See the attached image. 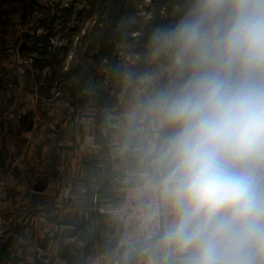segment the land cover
Returning a JSON list of instances; mask_svg holds the SVG:
<instances>
[{"label":"crops","instance_id":"obj_1","mask_svg":"<svg viewBox=\"0 0 264 264\" xmlns=\"http://www.w3.org/2000/svg\"><path fill=\"white\" fill-rule=\"evenodd\" d=\"M18 4L0 0V212L6 229L0 264H84L90 251H111L119 232L114 220L93 209L92 191L116 197L119 185L141 176L160 144L154 130L162 139L167 131L146 101L178 80L177 69L167 64L170 53L153 56L151 45L140 48L150 54L128 72L104 57L105 77L113 79L103 86L96 78L79 104L85 81L71 74L74 62L60 58L63 47L49 45V36L35 33L47 22L19 19ZM30 54L32 63L25 61ZM158 238L151 245L165 264Z\"/></svg>","mask_w":264,"mask_h":264},{"label":"clouds","instance_id":"obj_2","mask_svg":"<svg viewBox=\"0 0 264 264\" xmlns=\"http://www.w3.org/2000/svg\"><path fill=\"white\" fill-rule=\"evenodd\" d=\"M151 47L178 76L146 101L167 130L156 248L165 264H264V0H190Z\"/></svg>","mask_w":264,"mask_h":264},{"label":"rangeland","instance_id":"obj_3","mask_svg":"<svg viewBox=\"0 0 264 264\" xmlns=\"http://www.w3.org/2000/svg\"><path fill=\"white\" fill-rule=\"evenodd\" d=\"M15 2L20 4L18 15L24 23L57 22L59 39L64 38L65 34H68L69 39L66 54L60 58L65 60L71 52L73 54L71 61L74 64L80 63L86 69L90 67L91 72L95 73V80L98 79L100 81L98 83L103 86L106 84L104 80L108 83L113 79L110 75L105 77L104 69L107 62L103 59L104 57L109 60L116 59L117 51L121 47L126 48L125 45L129 44L132 34L130 29L136 27L135 30L141 32L139 35L141 39L151 38L156 29L162 28L163 22L164 24L168 22L170 27L173 26L190 6V0H127L125 16L113 25L112 29H108V23H105L110 21V18L107 21L108 0H97L94 6H91L89 0H15ZM65 22H70L67 27ZM60 24L63 28L59 26ZM119 31L124 32V36L116 37L113 32ZM168 61L170 67L174 66L172 60ZM109 65L112 63L109 62ZM85 80L86 78H82V81Z\"/></svg>","mask_w":264,"mask_h":264},{"label":"built area","instance_id":"obj_4","mask_svg":"<svg viewBox=\"0 0 264 264\" xmlns=\"http://www.w3.org/2000/svg\"><path fill=\"white\" fill-rule=\"evenodd\" d=\"M4 18H0V35ZM36 24V22H33ZM39 23V22H38ZM56 23L47 22L39 26L35 33L37 35L49 36V45L54 47H65L68 44V34L64 38L58 39L54 28ZM60 26V25H59ZM163 28V27H162ZM67 31V30H66ZM130 42L117 51L116 63L118 67L125 71H130L143 61L144 56H149V50L143 52L140 48L148 47L139 37V30L130 31ZM56 34V35H55ZM116 40V39H115ZM136 40V41H134ZM141 40V41H140ZM151 47V46H149ZM150 49V48H149ZM65 52L60 54L64 57ZM163 56H167L166 54ZM69 59L73 57L70 52ZM26 62L32 63L34 55L30 54ZM145 91V89H142ZM153 141L161 143L162 134L160 130H154ZM155 155L143 168L139 178L127 181L119 185L116 197L104 198L101 190L96 188L91 194V204L97 213L114 220L119 226L116 237V244L111 251L93 250L86 254L84 264H164L160 253L152 247V242L159 237L162 231L163 217H161L160 227L150 219L153 200L157 199L150 189L149 182H155L159 177V172L155 164ZM4 181L0 180V190L4 186ZM4 216L0 212V250L4 248L6 239V229ZM17 264H45L41 261L20 262Z\"/></svg>","mask_w":264,"mask_h":264},{"label":"trees","instance_id":"obj_5","mask_svg":"<svg viewBox=\"0 0 264 264\" xmlns=\"http://www.w3.org/2000/svg\"><path fill=\"white\" fill-rule=\"evenodd\" d=\"M91 6L96 5L97 0H89ZM109 4L106 5V8L108 9V16H107V21L108 19L111 21L109 22H105L108 23V29L111 28L113 25H116V23L118 21H120L126 13V2L127 0H108ZM136 29V27L130 29L129 31H134ZM125 30V29H124ZM115 33V36L120 38L122 36H124V32H113ZM62 50H64V52L67 51V47H63ZM62 60H58L56 61L57 63H60ZM70 71V70H69ZM91 68L88 67V69L85 68V66L81 65L80 63L78 64H74L73 68H71V74L76 76V77H81V78H87L88 74L91 72ZM66 74H69V72H67ZM66 74H64L63 76L65 77Z\"/></svg>","mask_w":264,"mask_h":264},{"label":"water","instance_id":"obj_6","mask_svg":"<svg viewBox=\"0 0 264 264\" xmlns=\"http://www.w3.org/2000/svg\"><path fill=\"white\" fill-rule=\"evenodd\" d=\"M96 85V80H95V73L94 72H90L85 80V83H84V87H83V90L85 93L84 96H82L81 98H79L78 100V103L79 104H83L86 99H87V94L92 92L94 87Z\"/></svg>","mask_w":264,"mask_h":264}]
</instances>
